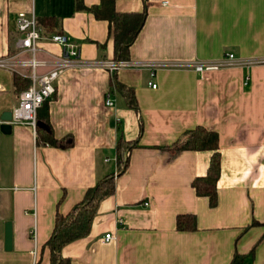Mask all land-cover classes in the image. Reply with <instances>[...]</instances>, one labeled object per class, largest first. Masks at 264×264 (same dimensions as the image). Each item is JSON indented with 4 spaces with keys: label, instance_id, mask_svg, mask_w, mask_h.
I'll return each instance as SVG.
<instances>
[{
    "label": "crops",
    "instance_id": "obj_1",
    "mask_svg": "<svg viewBox=\"0 0 264 264\" xmlns=\"http://www.w3.org/2000/svg\"><path fill=\"white\" fill-rule=\"evenodd\" d=\"M99 4L0 0V56L15 50L22 11L43 30L40 58L61 53L47 39L59 33L84 63L59 76L41 109L57 138L73 137L71 147L37 144L27 125L0 130V264H49L44 244L56 213L68 214L111 173L115 190L100 202L89 234L61 250L71 264H231L235 253L241 264H264V63L203 73L142 66L215 61L228 53L264 59V0H115L118 12L147 13L124 60L131 65L115 73L91 65L113 59L108 22L87 9ZM44 18L51 29L39 23ZM12 77L0 69V124L18 102ZM115 80L134 90L137 109ZM107 96L113 105H106ZM198 125L218 134L214 207L191 185L206 174L211 153L173 149ZM119 141L129 157L116 174ZM184 214L195 216L194 230L177 229L176 217ZM7 222L10 251L4 249ZM106 233L113 239L104 242Z\"/></svg>",
    "mask_w": 264,
    "mask_h": 264
},
{
    "label": "trees",
    "instance_id": "obj_2",
    "mask_svg": "<svg viewBox=\"0 0 264 264\" xmlns=\"http://www.w3.org/2000/svg\"><path fill=\"white\" fill-rule=\"evenodd\" d=\"M145 3L147 0H143ZM79 9L85 8L82 4L77 5ZM98 19H104L109 24V35L113 45V59H129V51L140 32L146 18V9L141 12H118L115 9V0H100L97 7L87 8ZM39 23L51 29L53 22L49 18H44ZM13 84L19 92L29 86V80L18 75H13ZM114 87L127 100L128 105L137 109V102L132 88L115 80ZM46 102V101H45ZM45 102L37 111L36 121V142L37 144H49L60 148H69L73 145V137L68 135L64 138H57L48 121L47 112L41 114V109ZM119 141L117 153V172L122 173L128 164V146L121 147ZM174 152L184 150L209 151L210 161L205 175L197 176L191 185L198 196L208 198L211 207L217 204V182L221 172V154L218 146V134L216 131L208 130L203 126H196L188 130L184 137L174 144ZM114 174H108L96 185L90 187L85 192L83 199L74 205L72 210L66 214L56 213L53 231L49 239L44 244L50 252L49 264H71L68 258L64 257L61 250L64 245L74 240L87 236L90 232L91 224L97 213L98 206L102 199L113 194ZM253 224V222H252ZM176 227L178 230H194L196 220L193 214L178 215L176 217ZM243 257L235 253L231 264H241Z\"/></svg>",
    "mask_w": 264,
    "mask_h": 264
},
{
    "label": "built area",
    "instance_id": "obj_3",
    "mask_svg": "<svg viewBox=\"0 0 264 264\" xmlns=\"http://www.w3.org/2000/svg\"><path fill=\"white\" fill-rule=\"evenodd\" d=\"M17 28L20 36L15 42V50L10 55L0 56V69L18 75L29 80V86L18 94V102L11 110V119L6 122L11 125L21 124L30 126L34 131L36 127L37 111L42 104L55 93V82L66 70L84 63L79 59V52L68 41V38L59 33L50 35L47 39L61 46L59 55H51L49 58H40L38 55V42L42 39L43 30L37 24L33 15L28 16L25 12L17 14ZM264 63V59H238L232 53L224 55L215 61H194V62H164L144 63L143 67L152 70L158 67L165 68H192L198 73L210 70H218L234 65L251 66ZM115 73L121 67L131 65L124 60H104L92 63ZM156 84H152L155 88ZM4 88L0 84V92ZM106 105H113V100L107 96ZM146 204V203H145ZM113 235L106 233L103 241L108 242Z\"/></svg>",
    "mask_w": 264,
    "mask_h": 264
},
{
    "label": "water",
    "instance_id": "obj_4",
    "mask_svg": "<svg viewBox=\"0 0 264 264\" xmlns=\"http://www.w3.org/2000/svg\"><path fill=\"white\" fill-rule=\"evenodd\" d=\"M11 119V111H6L2 114V121H9ZM12 125L6 122L0 124V130L4 134H9L11 132ZM4 249L10 251L12 249V227L11 222L5 224L4 230Z\"/></svg>",
    "mask_w": 264,
    "mask_h": 264
}]
</instances>
